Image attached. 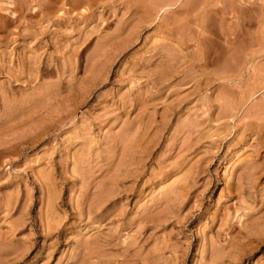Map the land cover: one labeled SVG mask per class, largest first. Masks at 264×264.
Instances as JSON below:
<instances>
[{"label": "rangeland", "instance_id": "1", "mask_svg": "<svg viewBox=\"0 0 264 264\" xmlns=\"http://www.w3.org/2000/svg\"><path fill=\"white\" fill-rule=\"evenodd\" d=\"M0 9V264H264V0Z\"/></svg>", "mask_w": 264, "mask_h": 264}, {"label": "bare ground", "instance_id": "2", "mask_svg": "<svg viewBox=\"0 0 264 264\" xmlns=\"http://www.w3.org/2000/svg\"><path fill=\"white\" fill-rule=\"evenodd\" d=\"M10 2V1H9ZM7 3H8V1H7ZM8 6V5H7ZM9 8V6L7 7V9ZM50 9V8H49ZM135 9H136V7H135ZM1 10V9H0ZM138 10V9H137ZM164 10H167V9H164ZM9 12H11V10L9 11ZM134 12H135V10H134ZM133 12V13H134ZM139 14H140V12H139ZM139 14H136V15H139ZM148 19V18H147ZM151 23V22H150ZM201 29H202V27H201ZM199 33V32H198ZM198 33H197V35H198ZM200 35L202 34V33H199ZM125 35V34H124ZM203 36V35H202ZM201 37V36H200ZM199 37V38H200ZM206 37V36H205ZM196 38V37H195ZM198 38V37H197ZM196 40V39H195ZM200 40V39H199ZM202 40H203V38H202ZM204 45V44H203ZM252 45V44H251ZM204 47H205V45H204ZM64 49V48H63ZM170 51V50H169ZM180 53V52H179ZM170 54V53H169ZM168 55V54H167ZM173 55H175V54H173ZM206 55V54H205ZM172 56V55H171ZM231 56V55H230ZM175 57V56H174ZM167 59H169V58H167ZM98 60V59H97ZM173 61V60H172ZM197 61V60H196ZM96 63V62H95ZM230 92V91H229ZM233 93V92H232ZM149 100H151V99H149ZM180 100V99H179ZM231 100V99H230ZM140 101V100H139ZM182 101H183V99H182ZM182 103V102H181ZM2 106V105H1ZM148 106V105H147ZM142 110V109H141ZM137 112H138V110H137ZM227 112V111H226ZM140 113V112H139ZM168 114V113H167ZM170 114V113H169ZM126 115V114H125ZM234 115V114H233ZM169 116V115H168ZM165 117H167V116H165ZM182 119V118H181ZM131 120V119H130ZM180 120V119H179ZM127 121V120H126ZM126 121H124V122H126ZM170 122V121H169ZM135 123V122H134ZM125 124V123H124ZM128 124H130V121H129V123ZM127 123H126V126L128 125ZM11 125V124H10ZM141 125H142V123H141ZM11 127V126H10ZM142 127V126H141ZM144 127V126H143ZM145 128V127H144ZM123 129H125V128H123ZM136 129H137V127H136ZM186 129V128H185ZM184 130V129H183ZM181 131V130H180ZM124 132V131H123ZM134 132V131H133ZM142 132V131H141ZM144 132V131H143ZM134 134V133H133ZM140 134V133H139ZM152 134V133H151ZM150 134V135H151ZM138 135V134H137ZM137 135H134V136H137ZM123 136H125V137H123V138H125L124 139V142H125V145H126V150H127V152L129 153V151H130V149H131V143H132V140H133V137H132V132H131V129H129V126L127 127V129H126V132H125V135L123 134ZM7 137V136H6ZM138 137V136H137ZM142 137V136H141ZM122 138V139H123ZM155 137H153V139H154ZM138 140V139H137ZM136 140V141H137ZM142 140H144V138L142 139ZM122 141V140H121ZM135 139H134V142H133V144H135ZM141 141V140H140ZM141 143V142H140ZM143 143V142H142ZM23 144V143H22ZM134 146H136V145H134ZM136 148V147H135ZM261 150V149H260ZM134 151V150H133ZM126 152V153H127ZM257 153V152H256ZM255 156V155H254ZM258 156V155H257ZM126 158H127V156H126ZM260 158V157H259ZM258 158V159H259ZM131 159V158H130ZM252 160H254V158L252 159ZM256 160V159H255ZM261 161V160H260ZM259 161V162H260ZM125 162V161H124ZM128 162V161H127ZM133 162V161H132ZM126 163V162H125ZM241 164V163H240ZM264 164V163H263ZM137 165V164H136ZM140 165V164H139ZM241 167H243L242 169L244 170L243 172H246V169L244 168V165L243 164H241L240 165ZM246 166V165H245ZM131 167V166H130ZM135 167V166H134ZM240 167V168H241ZM138 168V167H137ZM135 170V169H134ZM261 171V170H260ZM139 172V171H138ZM248 175H249V173H247ZM136 176V175H135ZM198 177H199V175H198ZM186 178H187V176H186ZM126 179V178H125ZM129 180V179H128ZM198 181V180H197ZM197 181H195V182H197ZM239 181V180H238ZM193 182V181H192ZM187 183V182H186ZM180 184V183H179ZM194 184H196V183H194ZM193 184V185H194ZM174 185V184H173ZM242 185H243V182H239L238 183V185H237V188L236 189H233V188H231L230 187V185H229V187L227 188V190H228V192H227V197L228 198H230V199H233V198H237V197H241V188H242ZM190 186V185H189ZM164 187V186H163ZM175 187V186H174ZM241 187V188H240ZM188 188V187H187ZM190 188V187H189ZM192 188V187H191ZM181 189H183V188H181ZM193 191V190H192ZM191 192V191H190ZM167 195V194H166ZM189 195V194H188ZM187 196V195H186ZM169 201H171V198H169ZM175 202V201H174ZM169 203V202H168ZM180 203V202H179ZM184 203V202H183ZM170 204V203H169ZM179 205H181V204H179ZM179 208V207H178ZM226 223H227V221H226ZM229 224V223H228ZM227 225V224H226ZM225 225V226H226ZM210 226V225H209Z\"/></svg>", "mask_w": 264, "mask_h": 264}]
</instances>
